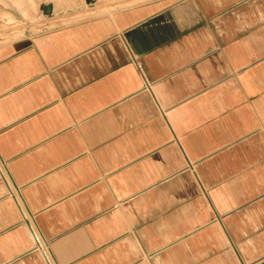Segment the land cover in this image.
Listing matches in <instances>:
<instances>
[{
    "label": "crops",
    "instance_id": "crops-1",
    "mask_svg": "<svg viewBox=\"0 0 264 264\" xmlns=\"http://www.w3.org/2000/svg\"><path fill=\"white\" fill-rule=\"evenodd\" d=\"M125 1L0 43V264H264V0Z\"/></svg>",
    "mask_w": 264,
    "mask_h": 264
},
{
    "label": "rangeland",
    "instance_id": "rangeland-1",
    "mask_svg": "<svg viewBox=\"0 0 264 264\" xmlns=\"http://www.w3.org/2000/svg\"><path fill=\"white\" fill-rule=\"evenodd\" d=\"M53 0H47L52 2ZM60 4L61 0H54ZM65 5L74 7L87 6L86 0H64ZM96 10L90 14L83 13L79 18L100 14L124 7L127 2L125 0H95ZM44 0H0V43L16 40L29 31H36L47 25L53 24L59 18H52L39 11V5ZM45 15L47 18L41 17ZM11 18L7 21L5 18ZM20 21V22H19ZM5 24V25H4ZM13 30V31H12ZM6 33V34H5ZM18 36V37H17Z\"/></svg>",
    "mask_w": 264,
    "mask_h": 264
},
{
    "label": "bare ground",
    "instance_id": "bare-ground-1",
    "mask_svg": "<svg viewBox=\"0 0 264 264\" xmlns=\"http://www.w3.org/2000/svg\"><path fill=\"white\" fill-rule=\"evenodd\" d=\"M41 4H42V3H41ZM87 4H88V2H87ZM50 10H51V9H50ZM46 11H47V9L45 8L44 12L46 13ZM44 12H43V13H44ZM43 13H42L41 17L43 16ZM46 14H47V13H46ZM48 15H49V14H48ZM48 15H47V16H48ZM43 17H44V18H47L45 15H44ZM43 17H42V18H43ZM48 17H49V16H48ZM5 19H6L7 21H9V19L11 20V18H9V16L6 17ZM69 20H70V19H69ZM19 22H20V21H19ZM4 25H5V24H4ZM0 26H1V25H0ZM12 31H13V30H12ZM5 34H6V33H5ZM17 37H18V36H17ZM0 38H1V37H0Z\"/></svg>",
    "mask_w": 264,
    "mask_h": 264
},
{
    "label": "water",
    "instance_id": "water-1",
    "mask_svg": "<svg viewBox=\"0 0 264 264\" xmlns=\"http://www.w3.org/2000/svg\"><path fill=\"white\" fill-rule=\"evenodd\" d=\"M50 9H51L50 7H47V11H46L47 14H50Z\"/></svg>",
    "mask_w": 264,
    "mask_h": 264
}]
</instances>
